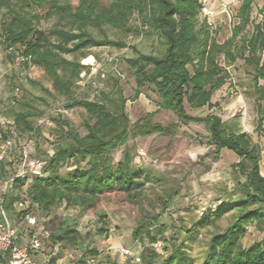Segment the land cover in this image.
I'll list each match as a JSON object with an SVG mask.
<instances>
[{
    "label": "trees",
    "instance_id": "trees-1",
    "mask_svg": "<svg viewBox=\"0 0 264 264\" xmlns=\"http://www.w3.org/2000/svg\"><path fill=\"white\" fill-rule=\"evenodd\" d=\"M14 1L21 3L19 11L11 0H0L2 5L11 8L13 14L5 29L9 44H21L25 47L24 54L44 67L55 91L68 97L63 103L64 108H84L88 117L82 122L86 130L84 135L63 119L62 114L50 117L57 125L59 136L52 141L53 152L48 153L45 159L40 158L44 161V174L33 176L31 183L16 194L7 193L0 201V207L9 214L14 213L18 222L21 214L15 211L14 203L21 196H27L40 211V216H45L63 202L85 212L103 196L123 192L140 214L132 238L145 246L141 254L142 264H264V176L260 172V144L254 142L249 133L228 126L216 113L192 116L185 110V102L195 109L211 106L214 93L231 78L229 67L242 60L252 69L251 85L259 108L256 130H264V108L260 104L264 101V83H261L264 80V6H254L253 0H242L231 36L220 42L216 37L218 28L213 29L208 17L203 15L204 0H79L71 12L74 28L55 29L53 33L59 37V41L52 42L44 32L36 29L32 19L23 11L29 0ZM33 1L39 3L41 0ZM53 6L56 10L70 12L68 6L59 3ZM134 12H138L148 35L157 33L161 36L163 52H139L136 57L127 59L137 84L133 100L150 84L160 96L158 110L174 111L178 122L164 125L153 121V114L150 113L131 127L126 104L129 98L118 80L112 93L100 91L96 99L73 96L84 65L79 60H68L61 54L76 53L100 45L128 46L123 40L95 38L86 27H100L116 18L120 21L118 25H126ZM254 12L257 16H254ZM28 108L14 111L13 117L22 134L35 136L40 128L34 120L36 114ZM189 122H203L206 125L211 144L215 145L216 157L223 148L238 156L233 170L245 177V181L238 182L239 193L236 197H230L226 203L192 220L190 226L181 225L166 236L169 226L161 217L172 194L164 202L161 212L145 213L139 191L151 180V175L133 165L134 154L129 149L123 151L122 158L116 163L110 152L124 145L131 132L139 136L150 133L171 136L178 133L179 123ZM70 159L76 161L77 167L63 173L62 168ZM4 164L0 163V179L7 177ZM26 182V178L17 179L15 187L20 188ZM227 213H232L231 221L224 229L211 232L203 258L197 263L190 253L193 241L204 228L216 225ZM98 214L100 218L105 215L103 212ZM56 218L59 225L55 232H51V241L69 250L77 242V232L69 228L71 218ZM252 223L263 233V237L245 246L243 239ZM42 226L45 227L40 223ZM100 231H103L102 228ZM158 240L164 243L163 250L168 255L157 263L161 254L153 244ZM88 254L98 255L99 264H118L115 259L103 261V252L95 249L82 256Z\"/></svg>",
    "mask_w": 264,
    "mask_h": 264
},
{
    "label": "rangeland",
    "instance_id": "rangeland-1",
    "mask_svg": "<svg viewBox=\"0 0 264 264\" xmlns=\"http://www.w3.org/2000/svg\"><path fill=\"white\" fill-rule=\"evenodd\" d=\"M241 1L235 0L223 6V10L227 11L223 14L231 18L232 23L237 22L236 13ZM11 2L17 11L22 7L21 3H16L14 0ZM28 3L24 5L23 11L32 19L36 29L44 32L50 41H59V37L53 33L55 29L74 28L71 23V12L77 7L79 0H41L39 3L29 0ZM55 3L68 6L70 12L56 10L53 6ZM205 16L208 17L209 22L222 29L216 34L219 41L230 35L229 23L224 25L223 19L219 22L214 21L212 15ZM254 16H257L256 12ZM12 18L11 8L0 3V117L14 120V111L27 109L29 106L28 109L36 114L34 120L40 132L35 136L21 133V141L32 157L45 159L48 153L53 152L52 141L59 136L56 131L57 125L50 117L62 114L63 119L68 120L81 135H84L86 130L82 122L88 114L81 107L64 108L63 103L68 97L55 91L52 79L45 72L44 67L36 63L31 56H26L25 47L21 44H9L5 29ZM118 24L120 21L116 18L100 27L88 25L86 29L95 38L123 40L128 46L118 48L113 45H100L76 53L61 54L68 60H79L84 65L73 96L96 99L100 91L112 93L114 83L118 80L125 96L129 98L126 104L131 127L137 120L150 113L153 114V121L164 125L178 122L174 111L158 110L160 96L150 84H147L139 97L133 100L137 84L127 59L136 57L139 52L161 54L163 52L161 36L157 33L148 35L144 31L146 27L138 12H134L129 17L126 25ZM229 70L231 78L214 93L211 106L195 109L185 102V110L189 115L205 116L217 113L230 125L240 121L247 126L254 123L255 104L253 93L249 89L252 69L242 60H238L229 67ZM60 72L63 73V70ZM244 87H247L246 91L242 89ZM249 133L254 141L264 145V134L253 132L252 129ZM125 149H129L134 154L133 165L151 175V180L139 191L140 203L145 213L161 212L164 202L172 194L161 217V220L169 226L166 236L181 225L190 226L192 220L226 203L230 197H236L239 193L238 182L245 181V177L233 170V165L239 160L233 151L224 148L217 157L215 156V145L211 144L210 133L203 122L179 123L178 133L171 136L157 133L139 136L131 132L124 145L110 152L114 163L122 158ZM83 164L85 161L82 162ZM76 165V161L70 159L62 168V172H68L76 168ZM4 166L8 167L7 162ZM21 190L19 187H14L11 194ZM72 208L63 202L54 207L49 214L40 216V220L46 229L55 232L59 225L56 217L65 220L71 218L69 228L76 230L77 242L68 249L73 250L77 257L95 249L103 252L100 257L105 262L115 259L118 264H142L117 250L123 245L130 248L134 256H141L145 248L141 241L132 238V231L140 214L138 209L127 200L125 193L115 192L103 196L94 207L77 215L70 213ZM98 212H103L104 217L100 218ZM7 214L17 222L14 213L7 212ZM231 219L232 213L225 214L216 225L204 228L193 241L190 253L196 258L197 263L203 258L211 232L224 229ZM261 237L262 232L252 223L248 226L243 244L248 246ZM145 245L148 246L147 241ZM158 251L161 258L157 263L168 255L163 248Z\"/></svg>",
    "mask_w": 264,
    "mask_h": 264
},
{
    "label": "built area",
    "instance_id": "built-area-1",
    "mask_svg": "<svg viewBox=\"0 0 264 264\" xmlns=\"http://www.w3.org/2000/svg\"><path fill=\"white\" fill-rule=\"evenodd\" d=\"M205 15L212 14L206 6ZM19 91V88H17ZM0 163L7 162L8 175L0 179V201L15 187L17 179L26 178L23 189L31 183L33 176H42L44 161L32 157L22 143L21 132L15 120L0 117ZM14 209L21 214V220L13 221L7 211L0 207V258L5 264H99L98 255L77 257L73 250L62 249L59 243H52L51 231L40 227V211L35 208L27 196H21ZM79 207H73L71 214H78ZM70 214V215H71ZM164 243L158 240L153 244L156 250L163 248ZM117 250L126 257H133L141 262V256H134L130 248L120 245ZM102 252V251H100Z\"/></svg>",
    "mask_w": 264,
    "mask_h": 264
},
{
    "label": "crops",
    "instance_id": "crops-1",
    "mask_svg": "<svg viewBox=\"0 0 264 264\" xmlns=\"http://www.w3.org/2000/svg\"><path fill=\"white\" fill-rule=\"evenodd\" d=\"M232 1H235V0H204V4L207 5L210 10L212 11V15L211 17L214 18V21H225V24L224 25H227L228 23V26L230 28V32L232 33V26L236 23H232V19L231 18H227L224 13V11L226 10H223V6H226L227 3L229 2H232ZM253 4L254 6H257V7H262L264 6V0H253ZM227 12V11H226ZM229 15V14H228ZM223 19V20H222ZM211 23V22H210ZM212 24V23H211ZM214 25V26H213ZM212 28H218V30H222L220 27H217L216 24H212ZM220 28V29H219ZM231 33L230 35L227 37L229 38L231 36ZM226 38V39H227ZM224 39V40H226ZM223 40V41H224ZM219 41V40H218ZM223 41H220V42H223ZM263 58H264V52H263ZM261 83H264V80H261ZM244 91L247 90V87H244L242 88ZM249 89L252 91L253 93V101H254V104H255V111H254V123L252 125H246V124H243L241 121L240 122H237V123H233V124H227L223 119V121L228 125L230 126L231 128H238L240 131H245L247 133H249L250 129H252L253 132H256L258 134H264V130L263 131H258L256 130V126H257V121L259 119V108H258V102L256 101V95H255V92H254V89L251 85V81H250V84H249ZM242 99H244V97H242ZM264 101H261L260 104L262 106V108H264V104H263ZM217 114V113H216ZM222 118V117H221ZM263 128H264V120H263ZM250 134V133H249ZM251 135V134H250ZM252 137V136H251ZM253 139V137H252ZM254 141V140H253ZM258 144H260L262 150H261V160H260V172L261 174L264 176V168H263V165H264V145L257 142V141H254ZM224 149V148H223ZM223 149L221 151H223ZM238 157V156H237ZM255 225V223H254ZM255 228H256V225H255ZM262 237H263V233H262ZM261 237V238H262ZM260 238V239H261ZM0 260H2L0 258ZM0 264H5V262L2 260V262H0Z\"/></svg>",
    "mask_w": 264,
    "mask_h": 264
}]
</instances>
